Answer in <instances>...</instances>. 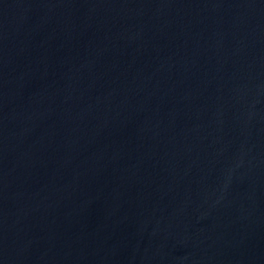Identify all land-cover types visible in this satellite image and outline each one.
<instances>
[{
	"label": "water",
	"instance_id": "obj_1",
	"mask_svg": "<svg viewBox=\"0 0 264 264\" xmlns=\"http://www.w3.org/2000/svg\"><path fill=\"white\" fill-rule=\"evenodd\" d=\"M0 264H264V0H0Z\"/></svg>",
	"mask_w": 264,
	"mask_h": 264
}]
</instances>
